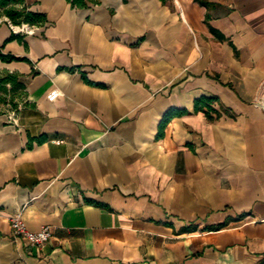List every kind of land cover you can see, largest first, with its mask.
<instances>
[{
    "label": "crops",
    "instance_id": "obj_1",
    "mask_svg": "<svg viewBox=\"0 0 264 264\" xmlns=\"http://www.w3.org/2000/svg\"><path fill=\"white\" fill-rule=\"evenodd\" d=\"M203 1L24 0L45 24L0 22L27 59L0 61L26 93L0 110V264H264V0Z\"/></svg>",
    "mask_w": 264,
    "mask_h": 264
},
{
    "label": "trees",
    "instance_id": "obj_2",
    "mask_svg": "<svg viewBox=\"0 0 264 264\" xmlns=\"http://www.w3.org/2000/svg\"><path fill=\"white\" fill-rule=\"evenodd\" d=\"M73 7L77 8H87L90 4L97 3V0H67ZM125 2L127 0H124ZM201 4L208 6V2L203 0H197ZM21 4L22 7L17 5ZM7 18L11 23L15 25H21L23 23L42 25L47 21V17L43 13H35L28 10L27 6L24 4V0H0V22ZM7 22V21H6ZM24 57H18L11 53H5L0 47V61L2 62H12V61H26ZM10 84L13 86V90L17 91L18 89L22 90L23 101L25 98V84L19 79V76L13 73L7 72L6 75H0V91L7 90V85ZM22 101V102H23ZM218 101L217 97H201L195 101V111H203L206 113L209 120L214 119V114L217 116L221 115V112L218 111L213 104ZM14 109H18L19 105L15 104ZM181 113H187V111H181ZM170 114H166L164 120L160 125L159 136L164 132V127L167 121L169 120ZM43 137L39 138L38 141L42 142Z\"/></svg>",
    "mask_w": 264,
    "mask_h": 264
},
{
    "label": "built area",
    "instance_id": "obj_3",
    "mask_svg": "<svg viewBox=\"0 0 264 264\" xmlns=\"http://www.w3.org/2000/svg\"><path fill=\"white\" fill-rule=\"evenodd\" d=\"M11 27L20 31L21 33L31 35L34 34L35 28L28 24H22L21 26H13L12 23L5 18ZM15 30V31H16ZM11 226L15 235L20 236L28 245L31 246H42L47 243L53 234L52 227L49 225L43 226L39 231H30L21 216H16L11 221Z\"/></svg>",
    "mask_w": 264,
    "mask_h": 264
},
{
    "label": "rangeland",
    "instance_id": "obj_4",
    "mask_svg": "<svg viewBox=\"0 0 264 264\" xmlns=\"http://www.w3.org/2000/svg\"><path fill=\"white\" fill-rule=\"evenodd\" d=\"M7 71L0 67V75H6ZM23 101L22 90H13V86L8 84L7 90L0 91V110L11 109L13 110L15 104L20 105Z\"/></svg>",
    "mask_w": 264,
    "mask_h": 264
}]
</instances>
